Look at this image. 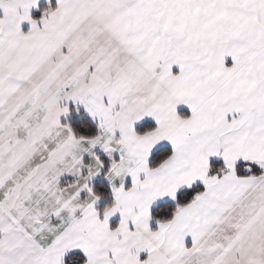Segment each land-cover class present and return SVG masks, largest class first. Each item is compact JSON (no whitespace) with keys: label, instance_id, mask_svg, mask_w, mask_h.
<instances>
[{"label":"snow or ice","instance_id":"1","mask_svg":"<svg viewBox=\"0 0 264 264\" xmlns=\"http://www.w3.org/2000/svg\"><path fill=\"white\" fill-rule=\"evenodd\" d=\"M0 264H264V0H0Z\"/></svg>","mask_w":264,"mask_h":264}]
</instances>
